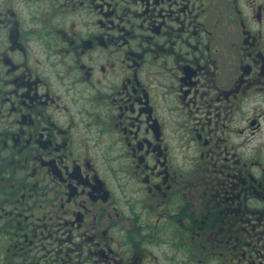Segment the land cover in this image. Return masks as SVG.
I'll use <instances>...</instances> for the list:
<instances>
[{"label": "flooded vegetation", "instance_id": "1", "mask_svg": "<svg viewBox=\"0 0 264 264\" xmlns=\"http://www.w3.org/2000/svg\"><path fill=\"white\" fill-rule=\"evenodd\" d=\"M0 264H264V0H0Z\"/></svg>", "mask_w": 264, "mask_h": 264}, {"label": "rangeland", "instance_id": "2", "mask_svg": "<svg viewBox=\"0 0 264 264\" xmlns=\"http://www.w3.org/2000/svg\"><path fill=\"white\" fill-rule=\"evenodd\" d=\"M261 137H263L262 133H261Z\"/></svg>", "mask_w": 264, "mask_h": 264}]
</instances>
